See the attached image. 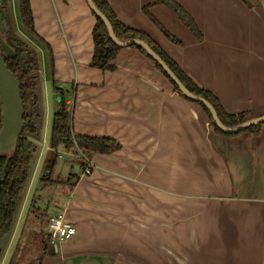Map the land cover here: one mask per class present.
<instances>
[{
  "label": "crops",
  "instance_id": "1",
  "mask_svg": "<svg viewBox=\"0 0 264 264\" xmlns=\"http://www.w3.org/2000/svg\"><path fill=\"white\" fill-rule=\"evenodd\" d=\"M28 1L33 31L14 19L13 32L38 53V73L62 94L72 132L120 145L87 154L89 175L81 161L68 175L47 218L63 212L76 232L42 253L40 264H264V122L256 133L215 132L137 48L120 47L112 70L90 65L95 16L86 0ZM175 1L200 38L171 0H107L120 22L151 38L225 111L264 114V3ZM69 149L77 156L76 146ZM69 149L59 144L55 154ZM45 160L34 143L15 227L23 226Z\"/></svg>",
  "mask_w": 264,
  "mask_h": 264
},
{
  "label": "trees",
  "instance_id": "2",
  "mask_svg": "<svg viewBox=\"0 0 264 264\" xmlns=\"http://www.w3.org/2000/svg\"><path fill=\"white\" fill-rule=\"evenodd\" d=\"M5 3V0H1ZM175 8L178 11L179 18L191 29V31L197 36L201 37L199 29L197 28L193 19L187 14L183 8L175 1L171 0ZM245 4L250 5L248 0H241ZM95 5L103 12L111 23L112 29L115 35L120 39L128 38H140L146 41L149 46L166 62L169 68L176 74L179 80L187 87L191 92L203 96L207 99L215 108L216 113L221 122L226 126H234L249 117L246 112H234L229 113L225 111L214 94L210 91L205 90L195 84L191 78L183 72V70L169 58L165 52L143 32L130 28L129 26L120 22L107 0H93ZM2 8L5 9L1 3ZM19 9L21 19L29 29L33 31L32 15L29 7L28 0H19ZM144 12L149 16L151 21L156 24L160 29L164 30L162 25L148 13L146 7L143 8ZM8 38L11 44L15 47V53L12 56H4V61L9 70L15 75L19 83L20 99L23 109V130L17 139L15 149L11 154H0V239L3 235L11 228L13 218L15 216L17 205L20 197L23 193L25 185L27 183L30 171V165L33 158V144L31 136L36 133V124L34 120V113L32 112V95L35 91L36 78L35 71L37 70V63L33 60V57L29 61H24L21 57V51L27 50L28 48L23 41L15 37L12 32H8ZM92 39H93V54L90 61L91 66L98 67L102 70H112L114 65L112 59L115 57L120 46L114 44L108 37L106 28L102 21L95 16V23L92 28ZM173 41L178 42L175 38H171ZM133 47L145 53L144 50L137 46ZM149 57V56H148ZM149 59L153 65L165 76V78L172 84L173 90L178 92V88L171 82L161 67L156 64L150 57ZM59 108L54 112L52 118V127L50 133L49 144L52 151L55 150L59 144H63L66 149L76 146L80 151L87 154L91 153H110L119 148V143L115 140L104 137V136H90L75 134L71 130V116L70 112L66 109L65 100L60 94ZM197 104L202 108L206 114L210 125L213 130L217 133L236 135L241 131H250L256 133L261 123L249 126L236 133H225L221 131L216 125L211 122V116L208 109L201 103ZM0 126H1V108H0ZM52 168V162H49L46 166V172L43 174L42 180H47ZM41 249L43 254H51L48 250L49 241L48 239L41 240ZM1 255V248H0ZM41 259L37 260L40 264Z\"/></svg>",
  "mask_w": 264,
  "mask_h": 264
},
{
  "label": "rangeland",
  "instance_id": "3",
  "mask_svg": "<svg viewBox=\"0 0 264 264\" xmlns=\"http://www.w3.org/2000/svg\"><path fill=\"white\" fill-rule=\"evenodd\" d=\"M12 6L14 10L11 13L12 25L15 24L16 21L18 26L27 31V28L23 25L19 17V0H15ZM14 18L16 19L15 21ZM17 31H19V29H17ZM31 51L33 60L38 64V53L33 49H31ZM37 77V79L44 81L41 85L37 83V93L39 94L37 105L40 110L35 119L38 130L34 136H31V140L35 143L36 154L38 155L41 153L42 158H44L46 154V165L52 162L55 164V167L50 178L45 181L42 180L43 174L46 172L44 168L45 164L37 170L38 175L34 183L35 190L32 195L31 203L28 204L29 208L25 220L22 222V229L20 228L18 231H15L11 239L9 236L12 230H10L9 233L4 235L0 240V246L3 249L0 264H7L8 261H10L9 264H35L42 254L40 250L41 238L37 232L40 230L46 232L47 216L55 212L56 207L61 201V195L65 190L63 187L64 181L67 180L69 174L77 172L80 168L79 154L76 156L70 149L67 152L58 151L60 157L57 156L52 149L46 152L50 140L53 114L57 110L56 94L59 92H55L50 78L44 77L42 79L39 73ZM57 95L59 97V94ZM45 98L46 102L44 103ZM41 163L42 162H40V165ZM44 239H48L47 233L44 235Z\"/></svg>",
  "mask_w": 264,
  "mask_h": 264
},
{
  "label": "water",
  "instance_id": "4",
  "mask_svg": "<svg viewBox=\"0 0 264 264\" xmlns=\"http://www.w3.org/2000/svg\"><path fill=\"white\" fill-rule=\"evenodd\" d=\"M86 1L93 15L99 18L104 24L108 37L114 44L120 47L132 46V45H137L141 47L144 50L145 54L149 56L156 64H158L161 67V69L164 71L167 77L171 80V82L178 88V92L176 93L191 102H194V103L199 102L203 104L210 112L211 122H213L216 125V127H218L221 131L225 133H236L249 126L264 122V114H262L259 116L249 117L248 119L234 126L224 125L219 119L213 105L203 96L195 94L191 92L187 87H185V85L179 80L176 74L169 68L166 62L159 56V54H157L149 46V44L146 41L140 38H136V37L128 38V39L118 38L115 35L108 18L95 5L93 0H86ZM259 1L264 3V0H259ZM4 17H5V14L0 13V103H1V109H2V124L0 127V154H11L13 150L15 149L18 137L20 136L22 132L23 110L21 106L18 80L15 77V75L8 69L3 59V55L12 56L14 54L13 46L4 39V34L8 30V26H7L6 21L4 20ZM14 36L19 38L16 35ZM19 39L21 40V38ZM25 45L27 46L28 51L27 50L21 51V57L24 61H29L33 57V55H32L31 48L26 43ZM60 97H61L60 94H59V97L56 94L57 99L58 98L60 99ZM36 100H37V96L33 93L31 109H32V112L34 113V120H35L36 131H37L38 127H37V122L35 118L40 109L37 105ZM207 123L210 125L208 119H207ZM31 141H32V144H34L33 140ZM36 263L38 264L37 261L35 262V264Z\"/></svg>",
  "mask_w": 264,
  "mask_h": 264
},
{
  "label": "built area",
  "instance_id": "5",
  "mask_svg": "<svg viewBox=\"0 0 264 264\" xmlns=\"http://www.w3.org/2000/svg\"><path fill=\"white\" fill-rule=\"evenodd\" d=\"M83 175H89L92 170V161L87 153L78 152ZM76 232L74 224L63 212L50 215L47 218V236L50 244L55 245L71 238Z\"/></svg>",
  "mask_w": 264,
  "mask_h": 264
},
{
  "label": "flooded vegetation",
  "instance_id": "6",
  "mask_svg": "<svg viewBox=\"0 0 264 264\" xmlns=\"http://www.w3.org/2000/svg\"><path fill=\"white\" fill-rule=\"evenodd\" d=\"M249 1V0H248ZM9 2H10V0H5V3H3L1 0H0V13H4L5 14V17H4V20L6 21V23H7V26H8V30L5 32V34H4V39L9 43V44H11V41H10V39L8 38V36H7V34H9L8 32H12L13 33V35H15L14 34V32H13V28H12V25H11V21H10V13H9V9H8V7H9ZM1 3L4 5V7H5V9H3L2 8V5H1ZM174 5V4H173ZM174 8H175V6H174ZM176 9V8H175ZM177 10V9H176ZM19 17L21 18V16L19 15ZM15 19V18H14ZM16 20V19H15ZM21 21H22V19H21ZM22 23H23V21H22ZM23 25H24V23H23ZM25 26V25H24ZM27 28V27H26ZM28 30V29H27ZM12 45V44H11ZM13 46V45H12ZM13 49H14V53H15V47L13 46ZM14 55V54H13ZM4 56H7V55H3V57ZM4 59V58H3ZM37 67H38V64H37ZM9 69V68H8ZM35 74H36V78L34 79V82H35V91H34V94L37 96V87H36V82H37V74H38V68H37V70L35 71ZM18 85H19V83H18ZM36 102H37V100H36ZM21 106H22V104H21ZM0 108H1V103H0ZM59 108V107H58ZM57 108V109H58ZM23 110V109H22ZM37 114V113H36ZM38 116V115H37ZM22 119H23V114H22ZM1 124H2V109H1ZM1 127V126H0ZM22 130H23V128H22ZM239 132V131H238ZM33 149H34V144H33ZM34 152V151H33ZM30 172V171H29ZM49 179V178H48ZM27 182H28V180H27ZM27 184V183H26ZM25 187H26V185H25ZM24 190H25V188H24ZM24 190H23V193H24ZM23 193H22V195H21V197H20V200H19V202H18V205H17V210H16V213H15V216H14V218H13V222H12V225H11V228L4 234V235H6L7 233H9V231L10 230H15V231H18L20 228L22 229V227H21V224H20V226H17V227H15V224H16V221H17V214H18V212H19V209H20V205H21V200H22V197H23ZM47 233V232H43V230H40V231H38L37 232V234L40 236V238H41V240L42 239H44V235ZM3 235V236H4ZM11 235V234H10ZM1 240V239H0ZM45 240V239H44ZM41 242V241H40ZM50 246H54V245H52V244H50L49 243V247ZM0 248H1V246H0ZM40 248H42L41 247V245H40ZM40 250H42V249H40ZM2 255H3V249L1 248V255H0V258L2 257ZM40 259H41V257H40ZM10 263V261H8V263L7 264H9Z\"/></svg>",
  "mask_w": 264,
  "mask_h": 264
}]
</instances>
